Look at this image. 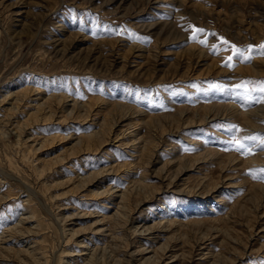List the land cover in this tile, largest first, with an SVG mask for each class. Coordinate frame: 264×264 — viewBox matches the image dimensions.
I'll list each match as a JSON object with an SVG mask.
<instances>
[{"label":"rangeland","instance_id":"1","mask_svg":"<svg viewBox=\"0 0 264 264\" xmlns=\"http://www.w3.org/2000/svg\"><path fill=\"white\" fill-rule=\"evenodd\" d=\"M261 46L264 0H0V264H264Z\"/></svg>","mask_w":264,"mask_h":264},{"label":"snow or ice","instance_id":"2","mask_svg":"<svg viewBox=\"0 0 264 264\" xmlns=\"http://www.w3.org/2000/svg\"><path fill=\"white\" fill-rule=\"evenodd\" d=\"M195 31H196V33H197L198 35H199V34L207 35V33H205L203 29H195ZM197 38H198L197 35H194V36H191V37H190V39L193 40V41H196ZM198 42H200L201 44H205V43H206V42L203 41V40H200V41H198ZM223 43L227 45L228 42H227V41H224ZM230 47L233 49V51H234V55H238L241 59H250V58H251V56H248V57L246 58V57H245V52L247 51V52L250 53L251 51H253V49L250 48V49H247V50H237V49L235 48L234 45H232V46H230ZM213 51H215V48H213ZM260 54H261V55H264V46H261V48H260ZM232 59H233V57H229V58H228V61L225 63V66H229V62H230ZM259 91H260L261 93H264V83L261 84V87L259 88ZM229 130H230V131H239L237 128H235V126H233V127H232L231 129H229ZM257 143H259L260 146H261V148L264 149V137H262V138L248 137V138H246V140H245L244 143H239V142H237V144H236V150H237V151H247V152H249V154H251V150H250V148H249V147H246V145H255V144H257ZM259 173H260V175H259L257 178H258V179H261V180H264V169L259 170ZM250 175H252V174L250 173Z\"/></svg>","mask_w":264,"mask_h":264}]
</instances>
